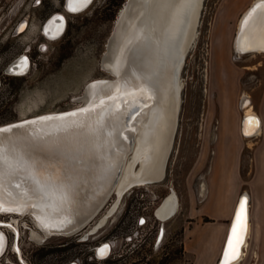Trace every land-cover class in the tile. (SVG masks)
Here are the masks:
<instances>
[{
    "label": "rangeland",
    "instance_id": "obj_1",
    "mask_svg": "<svg viewBox=\"0 0 264 264\" xmlns=\"http://www.w3.org/2000/svg\"><path fill=\"white\" fill-rule=\"evenodd\" d=\"M254 1L204 0L198 36L181 72V108L165 179L134 187L121 199L113 194L96 220L70 237L37 242L32 233L40 231L33 219L13 217L24 262L14 251L15 229L4 227L9 241L0 264L194 263L185 248H190L189 232L200 224L201 185L208 188L210 171H216L212 162L226 157L241 172L236 205L240 196L253 194V177L256 188L264 183V53L238 58L234 47L240 19ZM124 2L93 0L85 11L71 14L66 0H0V126L75 108L84 103L92 81L113 79L102 66L103 56ZM55 13L66 15L68 24L51 40L44 25ZM24 54L30 69L12 74L9 66ZM250 106L262 120V132L247 138L242 120ZM173 193L178 211L163 221L157 212ZM0 218L11 220L8 214ZM109 240L111 254L102 260L95 249Z\"/></svg>",
    "mask_w": 264,
    "mask_h": 264
},
{
    "label": "bare ground",
    "instance_id": "obj_2",
    "mask_svg": "<svg viewBox=\"0 0 264 264\" xmlns=\"http://www.w3.org/2000/svg\"><path fill=\"white\" fill-rule=\"evenodd\" d=\"M203 3L204 0H128L102 64L116 76L92 81L83 95L84 103L66 110H79L71 121L44 125L40 130L28 133L20 131L0 141L3 158L14 173L11 182L0 192V217L8 214L11 219L0 218V259L9 241L3 228L19 230L13 217L33 216L40 232L34 231L32 238L41 242L51 237L49 234L57 235L52 233L54 223L70 221L91 210L93 215L96 214L86 228L96 220L113 194L121 199L132 188L144 187L150 184L147 181L163 175L177 134L183 90L181 72L188 49L198 36ZM259 3H264V0H255L240 19L234 42L238 58L264 53L258 50L261 40L259 29L249 34L256 50H240L242 21ZM88 7L71 12L66 1V9L71 14L81 13ZM50 27L51 23L47 22L44 31L51 40L59 39L66 29L63 23V31L53 38ZM25 59L28 62L23 56V60L15 61L8 70L14 75H24L30 69V63L23 74H18L20 68L17 66ZM143 108V114L136 118ZM58 112L37 116L46 119L50 116L48 114ZM251 117L259 121V127H249L251 134L246 135V120ZM8 124L0 128L9 130L11 125L4 128ZM128 127L136 131L133 152L124 163L125 170L117 187L106 195L105 189L110 184L107 177L119 167L127 147V142L120 136ZM242 131L247 138L262 132V120L251 106L245 111ZM29 175L39 178L37 181L48 189L34 185L36 183L27 179ZM201 191L204 196L206 183L201 185ZM244 199L247 200V233L234 264H239L245 257L250 233L251 196L248 193L240 196L232 221ZM163 203L157 214L167 221L178 211L179 201L173 193ZM232 221L219 264H222ZM105 222L106 218L100 225ZM107 247L110 249L109 245ZM99 250L97 254L101 257ZM19 253L18 249L20 256Z\"/></svg>",
    "mask_w": 264,
    "mask_h": 264
},
{
    "label": "crops",
    "instance_id": "obj_3",
    "mask_svg": "<svg viewBox=\"0 0 264 264\" xmlns=\"http://www.w3.org/2000/svg\"><path fill=\"white\" fill-rule=\"evenodd\" d=\"M212 166L216 171L214 174L210 171L208 188L203 196L205 199L197 211L200 224L189 232L190 248H185L187 253L194 254L193 264L219 262L238 193L243 185L241 172L233 168L226 157L212 162ZM253 178L249 184L253 191V194L250 193V233L245 247L246 255L239 264H264V183L261 188H256Z\"/></svg>",
    "mask_w": 264,
    "mask_h": 264
},
{
    "label": "water",
    "instance_id": "obj_4",
    "mask_svg": "<svg viewBox=\"0 0 264 264\" xmlns=\"http://www.w3.org/2000/svg\"><path fill=\"white\" fill-rule=\"evenodd\" d=\"M67 2H68V0H67ZM91 2H92V0H91ZM127 2H128V0H125V2L123 3V6H122V8H121V10L119 12V15L117 16V20H116L113 32H112L111 37L109 39V42L107 44V51L110 48V43H111V40H112L113 35L115 33L116 27L118 25V21L120 20L119 18H120L121 12L124 9V7L127 4ZM88 5H90V3ZM88 5L86 7H88ZM86 7H84V8H86ZM61 17H63V21L62 22L65 24V28H66V24H67L66 19H65L64 15H61ZM64 31H65V29H64ZM192 44H194V41L191 43V45H190V47L188 49V52L190 51V49L192 47ZM107 51L105 53H107ZM188 52H187V54H188ZM105 55L106 54H104V56ZM104 56H103V60H104ZM28 62H29V60H28ZM108 70L114 76H116L113 71H111L110 69H108ZM87 89H88V87H87ZM125 104H126V102L120 108H123V106ZM145 108L139 110V112L136 114V116H137L136 118H139L143 114V110ZM77 114H79V110H76V112H74V110H69V111H65V112H58V113L48 114L50 116L48 118H46V119L42 118V116H37V117H29V118L23 119V120L22 119L21 120H17L16 122L14 121L13 123L4 126V128H6L7 126L11 125L12 128L10 127L9 130L0 131V141H2L5 137H7L9 135L16 134V133H18L20 131H24L25 133H28L31 130H34V131L40 130L44 125H52V124L53 125H57V124L65 123L67 121H71L72 119H74L75 116L77 117ZM134 120H136V119H134ZM134 120L132 122H134ZM0 129H3V128L1 127ZM122 134L123 135L120 136V139L125 140L127 142V147L124 150L125 152L123 153L121 164L119 165V167L114 172H111L109 174V176L107 177L108 178V182H110V184L105 189L106 190L105 191L106 195L107 194L109 195L110 193H112V191H114V189L117 187V185H118V183H119V181L121 179V176L123 175L124 170H125L124 163L126 161H128L129 158L131 157V154L133 152V148H134V145H135L136 131L132 127H128L126 129V131H125V134L124 133H122ZM0 149H3V148L0 147ZM165 177H166V169H165V172L163 173L162 176L152 178V180L147 181V183H158V182H161L162 180H164ZM27 179H29L33 183H36L34 185L40 187L43 190L48 189V187L45 184H42V183L38 182V181H40L39 178H35L33 175H29L27 177ZM84 212H85L84 214L79 215L77 218H74V219H72L70 221L54 223V225L51 226L53 231H54L52 233L57 234V235H54V236H66V235L70 236V235L79 233L93 219V217L96 214L95 213L93 215L91 210H86ZM173 215L174 214H172L171 216H173ZM235 217H236V215H235ZM235 217L233 218L231 228H232V226L234 224ZM69 230H71V232L68 233ZM230 232H231V230H230ZM14 233H15V238H14L15 239V249L18 251V249H19L18 247H19L20 232H19L18 229H15ZM49 235L52 236V234H49ZM229 237H230V234L228 236V239H229ZM1 255L2 254H0V256Z\"/></svg>",
    "mask_w": 264,
    "mask_h": 264
},
{
    "label": "snow or ice",
    "instance_id": "obj_5",
    "mask_svg": "<svg viewBox=\"0 0 264 264\" xmlns=\"http://www.w3.org/2000/svg\"><path fill=\"white\" fill-rule=\"evenodd\" d=\"M91 0H68V8L71 12L82 11ZM57 19L60 23H57ZM53 19L51 22L50 31L53 32V38L58 36L63 31V17H58ZM259 29L261 34L260 40V51H264V3H259L255 5L246 18L242 21L241 34H240V50L241 51H252L256 50L253 48L252 42L249 39V34ZM28 66V62L25 59L21 65L17 67L20 68L18 74H23ZM249 127H259V121L254 118H248L246 120V131L245 134H251L248 130ZM0 131H5V129H0ZM14 175L10 169V165L6 163L3 158L2 151H0V192L4 191L6 186L11 182L10 178ZM19 187V185H16ZM247 200L244 199L239 205L238 212L235 217L234 224L231 228L230 237L226 243L222 264H234V262L239 258L240 248L244 242V238L247 233ZM108 253V247L105 245L99 250L101 257L106 256Z\"/></svg>",
    "mask_w": 264,
    "mask_h": 264
},
{
    "label": "flooded vegetation",
    "instance_id": "obj_6",
    "mask_svg": "<svg viewBox=\"0 0 264 264\" xmlns=\"http://www.w3.org/2000/svg\"><path fill=\"white\" fill-rule=\"evenodd\" d=\"M67 1V0H66ZM92 3V2H91ZM57 15H58V17H61V15H64V14H62V13H55L54 15H52L48 20H47V22H52L53 21V19H55V17H57ZM65 16V18H66V15H64ZM57 17V18H58ZM56 18V19H57ZM58 20V19H57ZM66 20H67V18H66ZM46 22V23H47ZM60 21H57V23H59ZM45 23V24H46ZM67 24H68V22H67ZM23 27H25V25H22ZM21 26V27H22ZM45 26V25H44ZM66 28H67V26H66ZM66 30V29H65ZM23 56L24 57H26L28 60H29V63L31 64V60H30V56L28 55V54H24V55H22L21 57H19L17 60H15V61H18V60H23ZM13 64V63H12ZM11 64V65H12ZM11 65L9 66V67H11ZM9 69V68H8ZM117 195V194H116ZM118 196V195H117ZM98 217V216H97ZM157 217V216H156ZM30 218H32V219H35L33 216L32 217H30ZM171 218V217H170ZM99 219H102V218H99ZM144 219V218H143ZM157 219H158V217H157ZM146 222V219H144L143 220V223H145ZM71 236V235H70ZM8 240V239H7ZM113 243H112V241H106V242H102L100 245H98L97 247H96V253L98 252V250L101 248V247H104L105 245H109L110 246V249H108L109 250V252L107 253V255L106 256H104V257H100V259H102V260H104V259H107L109 256H110V254H111V251H112V245ZM8 246V245H7ZM15 252H16V254H18V251L15 249L14 250ZM19 251H20V256H21V259H22V250H21V248H20V246H19ZM6 252V251H5ZM4 252V253H5ZM4 255V254H3ZM98 255V254H97ZM23 260V259H22ZM23 262H24V260H23ZM23 264H25V263H23ZM68 264H80L79 262H76V261H72V262H70V263H68Z\"/></svg>",
    "mask_w": 264,
    "mask_h": 264
}]
</instances>
